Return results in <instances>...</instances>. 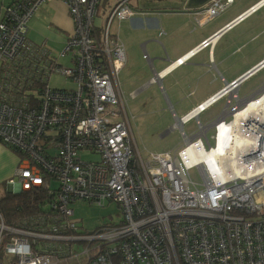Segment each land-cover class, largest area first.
<instances>
[{"label":"built area","instance_id":"built-area-1","mask_svg":"<svg viewBox=\"0 0 264 264\" xmlns=\"http://www.w3.org/2000/svg\"><path fill=\"white\" fill-rule=\"evenodd\" d=\"M46 1L19 0L0 20V139L24 153L10 187L20 194L46 191L54 215L46 212L33 223L8 227L0 214V264H68L82 257L81 264H264V115L242 120L238 134L253 143L237 154L238 172L214 167V161H194L218 146L221 123L214 126V146L199 120V132L187 135L184 125L195 118L194 111L182 119L185 146L144 158L119 77L127 51L112 32L114 21L133 16L128 0H119L99 24L103 0H60L74 22L60 55L69 57L71 67L28 37L29 19ZM233 3L211 0L199 21ZM263 5L264 0L228 27ZM209 43L204 40L177 64ZM55 74L70 79V86H51ZM228 95V111L220 117L231 123L246 104L227 86L211 99L215 104ZM236 128L229 132L230 144ZM85 151L97 159L85 160ZM192 151L197 154L185 159V152ZM194 167L200 184L191 178ZM79 201L115 202L123 219L82 233L73 219L72 205ZM48 241L88 245L73 257L55 258L37 251Z\"/></svg>","mask_w":264,"mask_h":264},{"label":"crops","instance_id":"crops-1","mask_svg":"<svg viewBox=\"0 0 264 264\" xmlns=\"http://www.w3.org/2000/svg\"><path fill=\"white\" fill-rule=\"evenodd\" d=\"M129 1L134 11L133 16L128 20L117 22L116 30L113 32L123 41L128 56V62L121 71L122 73L127 67L123 80L120 73L122 92L130 97L136 93L138 98L151 94V89L159 84L162 95L167 101L183 110L178 117L170 104L177 124L197 106L209 101L220 90L250 70L256 69L264 61L263 56L232 80H229L225 72L223 74L220 69V65L226 64L232 53L236 51L233 46L229 49L231 41L244 34L264 32V6L240 23L231 24L226 28L241 13L261 0H234L227 12L224 11L219 16L204 21L199 20L211 0ZM13 2L14 0H0V20ZM116 2L117 0H103L102 4L103 7L107 4L110 9ZM101 21L98 15L96 23L99 24ZM73 29L74 22L68 7L60 0H48L43 3L28 21L29 39L44 47L48 44L66 45ZM208 39L211 40L209 46L187 58L183 64L172 65ZM239 43H242V40ZM141 46L145 47V52L142 51ZM49 50L52 52L51 49ZM261 69L263 70L264 67L258 69L249 78L259 75ZM197 74H200V77L196 79ZM261 83L264 84V76ZM238 90L236 92L239 96ZM212 107L209 106L201 112L200 123L203 124L201 121L203 113L207 119L204 125H209L217 119L214 118L213 111L209 112ZM226 108L228 109V103ZM171 128L168 130L170 131ZM18 161L17 153L0 142V195L9 188L8 181L15 176Z\"/></svg>","mask_w":264,"mask_h":264},{"label":"rangeland","instance_id":"rangeland-1","mask_svg":"<svg viewBox=\"0 0 264 264\" xmlns=\"http://www.w3.org/2000/svg\"><path fill=\"white\" fill-rule=\"evenodd\" d=\"M104 6L105 7H103L102 4V6L100 7V18L105 17L109 12V6L107 4ZM223 12L224 11H222L221 13ZM225 12H227V10ZM116 27L117 22L114 21L112 25V32L116 30ZM240 40H242V43H239ZM64 46H66L64 43L48 44L47 48L51 49V54L54 57L58 58L59 63L63 64V66L71 67L72 63L70 62L68 56L65 58H60V53L65 48ZM229 46V49L233 46L236 51L232 53V55L229 57V61L226 64L220 65V69L223 74L225 72L229 80H232L237 75L242 73V71L246 67L250 66L264 56V32H255L252 34L241 35L231 41ZM173 64H177V62L172 63V65ZM126 71L127 67L122 73L120 72L122 80ZM259 71H261L259 75L254 76L253 78L246 79V81L240 85L238 94L241 99L252 95L262 87L263 83H261V81L262 77L264 76V69H261ZM198 77H200V74H197L195 76L196 79ZM50 84L51 86L57 87L64 84L70 86L71 81L63 75L55 74L54 76H52ZM151 92V94L142 95L138 98H136V93H134V95H131L132 97H130V95L126 96L129 112L132 116L134 137L136 139L137 146L143 153L144 157L149 153L175 151L185 146V143L183 142L181 136V127L177 126L174 129V126H176L177 123L170 104L172 105V107H174V111L177 113L178 117L182 114L183 110L179 109L177 106H174L173 103H169L167 101V99L162 95V90L159 84H157L155 88L151 89ZM224 98L225 99L222 98V101L221 99L217 101L214 104L215 106H211L212 109L209 112L213 111V114L215 116L214 118H218V116L220 117V115L223 116L226 113V111L223 112V110L225 109L226 103H228L229 95ZM230 119H232V116L228 115L227 120ZM206 120L207 119L204 117L203 113L201 115V121L203 122V124L206 123ZM170 128L171 130L169 131L168 129ZM184 129L187 135H192L199 132V125L196 119H192L190 122L185 123ZM214 134L215 128H210L207 131V138L209 139V142L212 146L215 145V140L213 137ZM203 140L206 148L208 149L209 143L204 136ZM83 156L87 159L96 158V156L91 154L89 151H85L83 153ZM190 175L194 182L198 184L201 183L202 178L197 167H194L190 170ZM8 186H11L9 184V181ZM12 192L13 193L11 194H20L15 193L14 189H12ZM22 199H24V197ZM72 207L75 210L73 219L78 221L79 225L87 231L96 230L98 227L110 223L111 225H118L123 219L119 207L116 203H110L105 206H96L85 203L83 201H79L73 204Z\"/></svg>","mask_w":264,"mask_h":264},{"label":"trees","instance_id":"trees-1","mask_svg":"<svg viewBox=\"0 0 264 264\" xmlns=\"http://www.w3.org/2000/svg\"><path fill=\"white\" fill-rule=\"evenodd\" d=\"M19 0H14L13 3H16ZM12 3V5H13ZM106 5V4H104ZM132 129L134 132V128L132 125ZM0 142L4 144L8 149L17 153L20 159L24 157L23 151H21L17 146L14 144H8L0 139ZM92 154V153H91ZM94 155V154H93ZM143 155V153H142ZM83 156V153H82ZM96 156V155H95ZM144 157V155H143ZM145 156L144 158H146ZM85 160H94L96 158L87 159L83 156ZM18 166V165H17ZM22 196V197H21ZM24 197V199H22ZM51 201L52 196L48 195L46 191L39 190L37 192L34 191H25L21 194H11L7 191L0 195V214L3 219V222L6 226H20L24 225L25 223H33L35 219H40L43 217L44 213H49L50 215H54L51 208ZM115 203V202H112ZM117 204V203H116ZM118 206V204H117ZM119 207V206H118ZM74 209V208H73ZM120 210V208H119ZM121 213V212H120ZM113 226L110 224H105L103 226L98 227L97 229H101L103 227ZM81 230H85L83 227L80 228ZM93 231H80L82 233L92 234L97 232L98 230ZM7 237L8 234H5ZM71 241H48L46 242V248L43 245L38 246L37 251H41L47 255H53L56 257L68 256L73 257L76 255L78 251L82 252L83 247H86L88 243L84 241H78L70 243ZM95 243V242H93ZM96 244V243H95ZM49 255V256H50ZM85 257H82L79 261H71L68 264H81Z\"/></svg>","mask_w":264,"mask_h":264},{"label":"bare ground","instance_id":"bare-ground-1","mask_svg":"<svg viewBox=\"0 0 264 264\" xmlns=\"http://www.w3.org/2000/svg\"><path fill=\"white\" fill-rule=\"evenodd\" d=\"M258 68V67H257ZM256 68V69H257ZM255 69V70H256ZM233 93H236V89H232ZM264 105V97L253 99L249 101L243 109L238 111L235 116V119L231 123L221 122L219 126V134H218V146L212 147L211 150H207L206 152H202L201 154H197L195 152H185L184 158L190 159L191 155L197 154L194 161L202 162L206 161L211 163L214 161L216 164L214 167L226 168L227 170H233L238 172V158L237 154L239 152L244 151V146L247 144H252L251 140H248L241 136L240 134V126L242 125L243 118H247L248 120H253L255 116H263L264 108L262 111L260 108ZM183 119V118H182ZM233 125H236V130L234 131V135L232 136V142L230 144V130ZM189 151V150H188ZM193 159V158H192ZM232 171V172H233Z\"/></svg>","mask_w":264,"mask_h":264},{"label":"water","instance_id":"water-1","mask_svg":"<svg viewBox=\"0 0 264 264\" xmlns=\"http://www.w3.org/2000/svg\"><path fill=\"white\" fill-rule=\"evenodd\" d=\"M229 25V24H228ZM228 25L226 26V28L228 27ZM264 66V61L260 63L259 66H257L256 70L253 69V70H250L248 73H246L245 75L241 76L240 78H238L237 80H235L232 84H229L227 85V88H229L230 90L234 89V88H237L236 91L238 90L239 86L241 85V83L246 79L248 78L249 76H251L253 73H255L258 69H260L261 67ZM214 99H211L209 101H206L205 103H202V107H200L199 109H196L194 110V113H195V118L196 120H199L200 118V114L201 112H203L204 110H206L210 105H212L214 103ZM227 109V108H226ZM225 111H228V109ZM224 111V112H225ZM232 111H230L231 113ZM221 116V115H220ZM225 118L223 117H218L217 119H215L212 123H210L209 125H204L206 126L207 129H210V128H214L215 125H217L218 123L224 121ZM200 121V120H199ZM184 121L181 119L180 123L177 124V125H180L181 128H183V125H184ZM182 130V129H181ZM7 192L8 193H13L12 192V188L9 186V188L7 189ZM16 193V192H15Z\"/></svg>","mask_w":264,"mask_h":264},{"label":"flooded vegetation","instance_id":"flooded-vegetation-1","mask_svg":"<svg viewBox=\"0 0 264 264\" xmlns=\"http://www.w3.org/2000/svg\"><path fill=\"white\" fill-rule=\"evenodd\" d=\"M118 1L119 0H117V2L112 6V7H110V10H112V8H114L115 6H116V4L118 3ZM128 2V4H129V6L131 7V5H130V1L128 0L127 1ZM132 8V7H131ZM229 8V7H228ZM227 8V9H228ZM226 9V10H227ZM132 10H133V8H132ZM226 10H224V11H226ZM134 12V11H133ZM221 13V12H220ZM219 13V14H220ZM218 14V15H219ZM217 16V15H216ZM215 16V17H216ZM214 17V18H215ZM213 19V18H212ZM261 94H264V84L262 85V87L260 88V89H258L255 93H253L252 95H250V96H248V97H245V98H243V99H241V101H242V103H244V104H247L249 101H251V100H253V99H255L258 95H261Z\"/></svg>","mask_w":264,"mask_h":264},{"label":"clouds","instance_id":"clouds-1","mask_svg":"<svg viewBox=\"0 0 264 264\" xmlns=\"http://www.w3.org/2000/svg\"><path fill=\"white\" fill-rule=\"evenodd\" d=\"M261 1H262V0H261ZM255 5H256V4H255ZM255 5H253V6H255ZM253 6H252V7H253ZM263 6H264V5H263ZM260 8H261V7H259L257 10H259ZM249 9H250V8H249ZM249 9H248V10H249ZM257 10H256V11H257ZM246 11H247V10H246ZM246 11H245V12H246ZM256 11H255V12H256ZM241 14H242V13H241ZM251 14H252V13H251ZM249 15H250V14H249ZM249 15H248V16H249ZM248 16H247V17H248ZM247 17H246V18H247ZM246 18H245V19H246ZM210 41H211V40H210ZM210 43H211V42H210ZM210 43H209L207 46H209ZM207 46H206V47H207ZM204 48H205V47H204ZM200 50H201V49H200ZM196 53H197V52H196ZM196 53H195V54H196ZM185 56H186V55H185ZM191 56H193V55H191ZM191 56H189V57H187V58H190ZM185 61H186V60H185ZM183 63H184V62H183ZM183 63H182V64H183ZM263 67H264V66H263ZM261 68H262V67H261ZM251 76H252V75H251ZM249 77H250V76H249ZM249 77H248V78H249ZM248 78H246V79H248ZM246 79H245V80H246ZM245 80H244V81H245ZM244 81H243V82H244ZM233 82H234V81H233ZM233 82H232V83H233ZM243 82H242V83H243ZM232 83H230V84H232ZM242 83H241V84H242ZM234 89H237V88H234ZM231 91H232V90H231ZM236 94H237V92H236ZM238 97H239V96H238ZM239 98H240V97H239ZM212 105H213V104H212ZM212 105H210V106H212ZM197 107H198V106H197ZM204 111H205V110H204ZM204 111H203V112H204Z\"/></svg>","mask_w":264,"mask_h":264}]
</instances>
